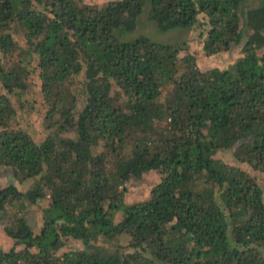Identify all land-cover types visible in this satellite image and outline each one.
Returning <instances> with one entry per match:
<instances>
[{"label":"trees","instance_id":"trees-1","mask_svg":"<svg viewBox=\"0 0 264 264\" xmlns=\"http://www.w3.org/2000/svg\"><path fill=\"white\" fill-rule=\"evenodd\" d=\"M142 18L242 55L201 69ZM0 84V170L31 181H0V264H264V183L215 157L264 178V0H0ZM36 85L40 140L14 105ZM152 170L149 197L126 203ZM44 198L37 233L8 213ZM69 238L82 247L60 252Z\"/></svg>","mask_w":264,"mask_h":264},{"label":"rangeland","instance_id":"rangeland-1","mask_svg":"<svg viewBox=\"0 0 264 264\" xmlns=\"http://www.w3.org/2000/svg\"><path fill=\"white\" fill-rule=\"evenodd\" d=\"M110 0H84V2L95 5L107 2ZM142 18L139 21V24L143 27H139L138 33L148 35L147 37L158 42H165L168 40L170 43H174V39H179L180 41L187 42L189 48L188 50L194 53L198 65L201 69H208L212 67H228L234 63L242 54L241 46L232 48L227 52H220L213 55H207L200 44L198 38L197 29H183V30H172L168 32H160L156 29L152 23H148ZM146 22L144 25L143 23ZM135 33V32H134ZM135 35V34H134ZM164 40V41H163ZM183 53H181L182 55ZM82 77V76H81ZM80 77V78H81ZM39 85V84H38ZM36 85L30 93L25 94L23 97L24 105L20 106V103L16 100L14 102L16 110H18L17 118L19 119L20 124L23 128L27 129L36 140H40L46 135L45 123L43 121L44 107L41 106L42 99L39 96V87ZM0 84V92H3ZM23 101H21L23 103ZM216 158H219L222 161H227L229 164L239 165L240 167L247 169L252 175H256L257 181L262 184L264 183V178L259 172L252 171L247 165L242 163L234 162V157L232 154V149L219 151L215 155ZM1 184H15L21 191H26L31 183V181H19L12 173L9 168H1ZM159 179L158 171H149L142 175L139 179H132L126 183V193H125V202L126 203H135L142 200H145L149 197L150 190L154 183ZM48 198L40 199L35 203L22 202L16 204L13 208H9L8 213H13V210L17 211L19 215L24 217L28 225L32 230L37 233L39 232L42 224V209L46 206ZM120 214H117L119 218ZM6 220H0V250L7 251L13 245L14 241L10 238L4 231ZM127 239V238H125ZM21 246H17L20 248ZM79 241L73 240L71 238L66 239L64 246L61 248L60 252H65L68 250H73L76 248H81Z\"/></svg>","mask_w":264,"mask_h":264}]
</instances>
